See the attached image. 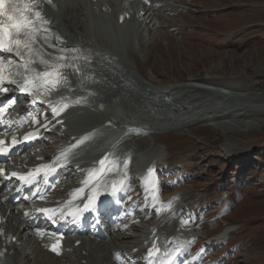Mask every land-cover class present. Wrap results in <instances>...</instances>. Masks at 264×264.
I'll return each instance as SVG.
<instances>
[{
    "label": "rangeland",
    "instance_id": "rangeland-1",
    "mask_svg": "<svg viewBox=\"0 0 264 264\" xmlns=\"http://www.w3.org/2000/svg\"><path fill=\"white\" fill-rule=\"evenodd\" d=\"M188 2L194 5L182 10L187 17L165 12L168 19L162 24L172 33L158 27L146 35L148 44L160 40L157 50L143 49L147 63L135 57L136 67L126 60L132 75L156 88L179 85L176 105L161 95L149 98L133 81L118 80L104 63L109 81L94 74L78 91L84 93L93 84L106 91L111 86L122 90L126 111L120 112L118 122L127 121L130 128L116 151L124 144L149 147L133 151L131 160L125 161L133 173L152 155L166 159L169 166L161 169L163 178L174 184L184 177L171 192L170 202L186 205L185 217L203 218L220 191H230L229 198L218 203L219 212L241 226L229 234L241 231L232 242L249 239L250 247L238 244L234 254L226 252L230 242L212 243L197 256L213 255L206 264H264V125L260 126L264 121V43L255 40L264 39V0ZM175 19L182 21L178 28ZM149 99L153 106L146 103ZM72 115L67 121L69 133L83 123ZM176 161L184 167L175 168ZM229 221L211 224L216 230L203 222L200 234L212 235Z\"/></svg>",
    "mask_w": 264,
    "mask_h": 264
},
{
    "label": "bare ground",
    "instance_id": "bare-ground-1",
    "mask_svg": "<svg viewBox=\"0 0 264 264\" xmlns=\"http://www.w3.org/2000/svg\"><path fill=\"white\" fill-rule=\"evenodd\" d=\"M50 1H52V4H48V0H33L34 9L45 16V18H49L50 23H53V26L60 33L61 37H64L62 42L63 47L68 50H75L77 49V46L74 44H92L94 46L93 50L97 53L99 59L115 71L118 80L122 77L123 80L127 82L133 81L136 88L147 93L149 98L151 95H161L165 97L167 101H171L172 106L176 105V100H178V98H176L175 95L178 93L177 90L179 91V85L173 84L169 87L165 86L162 88H156L152 86L151 83L142 81L138 75H132L130 73L131 71H128V69L120 63V60L117 61L114 59V56L121 55L129 58L133 56L134 52L130 49L132 47L131 38L133 36H136V42H138V45H133L134 50L139 48L145 49L148 47L153 48L156 46L157 44L148 45L145 42V35L138 33L137 24L144 25L146 34H150L162 23H166V19H168V17L164 15L166 11H176L177 8H179V5H177L179 0H149V7L143 6L144 0H130V8L124 7V9H122L120 5L121 3H124L125 0H97L95 3L91 2V0ZM105 3L111 6V11L109 13L101 11V8ZM147 3L148 2H145V5H147ZM120 15L125 17L120 23H118V19L121 18ZM126 15H128V18H126ZM181 15L186 16V13H182ZM136 16L138 17L137 19ZM75 18H77V21H75ZM72 20L74 21L73 23L69 22ZM76 24H80L82 28L76 29ZM135 25L136 28H134ZM85 41H87V43ZM72 55L78 56L76 51H73ZM116 58L119 59V57ZM71 62L72 71L66 76V81L64 80L67 85L56 83L50 88V93H53V100L60 98L63 95H65V97L71 96V99L75 98L76 95H79L78 93H82L78 90L88 84V80L90 79L89 75L94 73L97 74L99 70L107 77V81H109L107 75L108 69L103 66H99V70H97L86 60L77 57L73 58ZM114 81L115 80L113 79L110 82ZM106 83H103L102 85H106ZM75 86L77 87L76 90H74ZM121 91L122 90L118 89L114 90L113 88V90L109 92L110 98L112 100H117L115 107H125V102L121 97ZM215 92H217V90ZM146 103L153 106L152 100L150 99ZM115 114H117V111H115ZM118 115L119 114H117V116ZM89 120L93 119H86L83 124L90 123L91 121L88 122ZM118 120L121 121L120 117ZM124 123L129 124L127 121ZM263 125L264 121L261 122L260 126ZM122 136H125L124 133L120 135V137ZM138 147L140 148L141 145ZM169 223L170 214L164 216V218L156 225L158 236H161V229ZM235 228L236 225L231 227V229ZM100 243L101 242L88 244V246L94 248V251L95 249H98L99 252L97 257L92 254L88 256L90 264H96L98 262H100V264H106L104 259L102 261L99 259L100 257H104L102 250L110 248V245L107 243L101 245ZM38 258L41 260L42 264H53L46 256L40 253L38 254Z\"/></svg>",
    "mask_w": 264,
    "mask_h": 264
},
{
    "label": "snow or ice",
    "instance_id": "snow-or-ice-1",
    "mask_svg": "<svg viewBox=\"0 0 264 264\" xmlns=\"http://www.w3.org/2000/svg\"><path fill=\"white\" fill-rule=\"evenodd\" d=\"M33 16L39 17L40 13L34 11L33 0H0V51L12 53L15 52L17 56H22L23 54L19 50V45L21 43L20 37H25L24 46L29 47V41L34 39H39L40 37H34L33 33L37 32L36 22L33 20ZM41 36L43 34L41 33ZM45 42H47V37H43ZM16 45V47H13ZM3 61L0 60V65H3ZM9 64L12 61H8ZM2 71V69H0ZM3 76L0 75V83H3ZM28 91L27 88L24 89ZM0 91H8L7 88H0ZM16 101H11L8 106L11 107ZM6 111L4 107H0V113ZM16 139L13 138L11 143L15 145ZM5 141L0 140V146L4 145ZM0 153L5 155L8 154V149L5 147H0ZM4 170L0 169V174H3ZM16 176V173H12ZM19 179L25 180L24 176H20ZM88 205H85L87 208ZM52 251H57V246L52 247Z\"/></svg>",
    "mask_w": 264,
    "mask_h": 264
},
{
    "label": "trees",
    "instance_id": "trees-1",
    "mask_svg": "<svg viewBox=\"0 0 264 264\" xmlns=\"http://www.w3.org/2000/svg\"><path fill=\"white\" fill-rule=\"evenodd\" d=\"M255 40H260L262 43H264V39H260L259 37L256 38ZM263 87H264V84H263Z\"/></svg>",
    "mask_w": 264,
    "mask_h": 264
}]
</instances>
